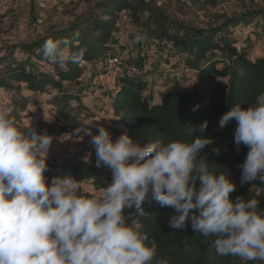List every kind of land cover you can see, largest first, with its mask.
Instances as JSON below:
<instances>
[{
    "label": "clouds",
    "instance_id": "1",
    "mask_svg": "<svg viewBox=\"0 0 264 264\" xmlns=\"http://www.w3.org/2000/svg\"><path fill=\"white\" fill-rule=\"evenodd\" d=\"M73 39H47L43 57L61 68L82 63L86 49L71 51ZM12 111L7 101H0V264H153L157 241L126 218L132 209L146 215L143 206L150 200L174 210L170 228L185 229L191 221L216 257L264 261V187L253 184L249 199L234 201L236 184L228 171L218 172L207 156L200 157L213 143L210 138L144 143L127 132L114 139L102 126L98 135L88 130L96 166L111 173V181L93 194L70 175L49 180L54 138L24 129ZM232 121L235 145L248 149L240 182L259 179L264 185V92L254 104L231 107L219 128ZM207 128L205 121L201 133Z\"/></svg>",
    "mask_w": 264,
    "mask_h": 264
},
{
    "label": "trees",
    "instance_id": "2",
    "mask_svg": "<svg viewBox=\"0 0 264 264\" xmlns=\"http://www.w3.org/2000/svg\"><path fill=\"white\" fill-rule=\"evenodd\" d=\"M224 1L168 2L183 12L187 6H199L204 10L217 7ZM145 9L146 5L140 0H105L99 12H88L80 21L61 29L51 28L46 34L34 39L28 47L22 50L18 48L22 53L19 56L14 51L5 52L0 57V90L16 93L26 89L34 94L48 93L52 96L51 103L59 117L67 118L83 110H91L85 98L92 99V95L82 96L80 93L88 71V79L95 80L100 75L99 70L105 69L107 60L121 54L119 37L124 33L126 24H135L140 30L141 14ZM124 17H127L126 21ZM256 20L249 14L234 18L221 15L218 18L219 31H198L186 40L180 31L173 33L163 15L151 11L148 25L142 31L143 37H158L162 42L189 53L191 58L186 64L196 74L198 85L191 90L162 91L159 94L160 101L155 102L148 101L146 97L150 86L148 80L119 76L114 84V95L110 97V107L134 141L191 142L194 136L201 135L210 138L213 143L206 146L200 157H208L212 162L210 168L218 172L228 171L230 179L236 184V190L231 194L234 201L238 196L249 199L253 184L264 187L259 179L243 185L240 182V165L244 163L248 149L243 145L237 148L234 143L235 121L223 129L219 128L220 118L231 107L254 104L256 97L264 92V58L251 57L255 46L251 40L253 34L247 37L244 33L247 31L249 34L252 25H260ZM49 38H75L71 51L85 48L84 61L79 64L68 62L63 68L47 61L42 48ZM25 55H28L27 60L23 59ZM220 80H226V83ZM73 85L74 89L71 90L69 87ZM21 112L13 110L11 113L18 123L21 121ZM205 121L208 122V128L201 133L200 126ZM37 133L43 131L39 129ZM214 149H218L220 154L217 155ZM66 175L83 183L91 182L96 191L105 186L97 171L82 162L67 164L65 168L57 170L53 178ZM143 207L146 215L140 216L132 209L126 211V218L129 224L139 227L149 234L150 239L157 241L158 249L153 264L160 259L166 260L168 264H264V261L258 260L241 261L238 257H216L209 248V242L193 231L191 221L185 229H172L169 220L174 214L173 209L161 207L155 200ZM260 208L264 209V193H261Z\"/></svg>",
    "mask_w": 264,
    "mask_h": 264
},
{
    "label": "rangeland",
    "instance_id": "3",
    "mask_svg": "<svg viewBox=\"0 0 264 264\" xmlns=\"http://www.w3.org/2000/svg\"><path fill=\"white\" fill-rule=\"evenodd\" d=\"M46 1L50 3L51 10L42 13L38 8H30L29 11L15 9L11 6L12 0H0V57L5 52L11 51L19 56L22 53L20 50L18 51V48L22 50L23 47H28L34 39L41 37L42 33L46 34L51 28L61 29L80 21L88 12H99L105 0ZM140 1L146 5V9L141 14L142 26L140 30L135 24H126L124 33L118 39L121 40V43H118L121 53L119 56L125 57L126 60L152 62L155 70L154 76L145 79L149 81L150 85L146 93L147 98L151 97L152 91H157L156 87L160 81L165 85L173 84L171 89L185 91L187 85H193L196 77L195 73L188 74L186 72L189 69L186 61L191 58L189 53L182 49H176L170 43L162 42L158 37H143L142 31L148 25L151 11L163 15L167 24L173 29V33L180 31L181 36L186 40L198 31L209 29L219 31L218 18L221 15L234 18L249 14L255 17L260 25H252L251 32L247 34L245 31L244 33L247 37L251 34L254 35L255 38H251L254 45L257 43L259 48L264 46V20H262L264 0H225L214 8L208 7L203 10L199 6H187L183 12L170 5L169 0ZM171 1L175 3L176 0ZM28 12L32 14V18ZM5 17H8L9 20L5 21ZM46 17L47 20H45ZM38 19L43 21L42 29H39L41 24L37 23ZM138 36L140 39H137ZM31 37L33 39H30ZM262 50L264 53V49ZM224 67L223 65L222 68ZM179 69L185 71L183 81L188 82L180 80V82L175 81L176 83H174V81H170L179 74ZM99 74L95 80L84 79V86L80 88L82 95H92V99L87 100L91 110H83L81 113L72 114L67 118L57 115L56 108L51 103L52 96L48 93L34 94L26 89L16 93L0 90V101H7L13 110L18 112L22 110L19 113L21 117L19 124L24 129L31 127L36 131L40 129L43 133L47 132L54 138L48 154L49 171L46 175L49 180L53 178L57 170L65 168L71 162L78 161L94 168L99 178L105 183L111 181L110 171L96 166L95 147L90 143L91 137L85 135V132L90 130L92 135H98V128L102 126L112 134L114 139L122 134L121 127L116 123L115 113L110 112V108L108 109L107 106L111 101L110 96L114 93L113 81L121 76V72L105 66V69L99 70ZM222 83H226V80H223ZM69 88L73 90L74 85ZM81 129L84 131H80ZM61 139L66 140V146L61 144ZM89 154H91L90 159L86 163L85 157H88ZM83 187L93 194L98 192L93 188L91 182L83 183ZM150 202L151 200L146 201L145 204L149 205Z\"/></svg>",
    "mask_w": 264,
    "mask_h": 264
},
{
    "label": "built area",
    "instance_id": "4",
    "mask_svg": "<svg viewBox=\"0 0 264 264\" xmlns=\"http://www.w3.org/2000/svg\"><path fill=\"white\" fill-rule=\"evenodd\" d=\"M77 2L78 0H72ZM11 6L15 9L20 10H28L32 7L38 8V10L42 13H47L51 10V5L46 0H12ZM5 21H8L9 18L5 17ZM127 20V17H124V21ZM38 24H42L43 21L40 19L37 20ZM119 56V55H118ZM116 56L110 58L106 62L107 68H115L121 72V76L132 79V80H141L147 79L154 76V67L151 61H143L142 63L137 62H130L125 59V57ZM24 60L28 59V55L23 57ZM66 140L61 139V144L66 146ZM82 142V139L80 140Z\"/></svg>",
    "mask_w": 264,
    "mask_h": 264
},
{
    "label": "crops",
    "instance_id": "5",
    "mask_svg": "<svg viewBox=\"0 0 264 264\" xmlns=\"http://www.w3.org/2000/svg\"><path fill=\"white\" fill-rule=\"evenodd\" d=\"M29 11V10H28ZM29 13V12H28ZM27 13V14H28ZM30 14V13H29ZM29 16H31V18L33 17L32 16V14H30ZM34 17H37V16H34ZM48 17V16H47ZM47 17H46V19L45 20H47ZM43 24V23H42ZM41 24V26L39 27V29H42V27H43V25ZM47 32V31H46ZM45 34V33H44ZM43 33H42V35H44ZM252 37H254V35H252L251 36V38ZM255 38V37H254ZM30 39H33L32 37L30 38ZM118 42H120L121 43V40H119ZM120 46V44L118 43V47ZM255 48L253 49V51L251 52V57L253 58V59H257V58H264V53H263V50L262 49H264V46H262V48H259V46H257V43L255 44ZM258 47V48H257ZM119 49H120V47H119ZM188 74H191V73H194L192 70H190V69H187V71H186ZM90 73H89V71H88V74H87V76H86V78H88L90 75H89ZM196 75V74H195ZM176 76V75H175ZM184 76H185V71H182V69H179V74H177V76L176 77H174L175 79H173V80H170V81H174V83H176L175 81H179L180 82V80H182L181 82H188V81H183V79H185L184 78ZM85 78V79H86ZM187 79V78H186ZM86 80H88V79H86ZM197 80V77H195L194 78V81H193V85L192 86H189V85H187V89L186 90H191V89H193L194 87H196L197 85H198V81H196ZM221 81V80H220ZM223 81V80H222ZM221 81V82H222ZM113 84H115V81H113ZM175 85V84H174ZM173 86V84H163L161 81H160V83H158V87H156V89H157V91H152V93H151V97L150 98H147V100L148 101H155V102H159L160 101V98H159V94H160V92H162V91H168V90H171V87ZM177 86V85H176ZM173 89V88H172ZM113 90H114V92H115V87H114V85H113ZM176 90H178V89H176ZM112 95H114V93L112 94ZM111 95V96H112ZM82 96H85V95H82ZM110 96V97H111ZM89 98H85V101L87 102V100H88ZM108 106V109H109V111L110 112H114L113 110H112V108L110 107L111 105L109 104V105H107ZM115 119H116V123L117 124H119V126L121 127V131H122V134L124 133V132H127V129L124 127V126H122L118 121V118L117 117H115Z\"/></svg>",
    "mask_w": 264,
    "mask_h": 264
}]
</instances>
